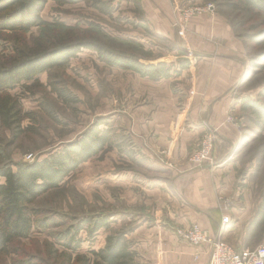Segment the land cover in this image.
<instances>
[{"label": "rangeland", "instance_id": "374dc122", "mask_svg": "<svg viewBox=\"0 0 264 264\" xmlns=\"http://www.w3.org/2000/svg\"><path fill=\"white\" fill-rule=\"evenodd\" d=\"M135 2L136 0H112L114 8L112 18L99 13L85 3L60 7L49 2L42 12L43 19L49 22L59 20L84 29H88L91 23L100 26V28H95L94 32L102 41L107 52L133 61H130V65H123L122 63L125 61L119 57L113 58L114 56L111 57L110 54L101 55L90 50H83L71 60L66 68L53 70L78 98V102L71 106L64 105L51 93L48 86V73L40 75L36 84L27 83L24 88L20 86L11 91L12 95L21 99L27 112H37L38 114L36 121H26L24 124L32 126L35 130L32 134H24L14 139L10 131H0L3 164L8 160L10 163H32L43 160L65 144L80 139L95 123L100 121V118L105 119L108 126L112 128L115 137L112 147H107L100 154L81 165L67 178L60 190L51 191L39 200L36 206L45 210L53 225L42 232L34 231L29 239L20 242L19 245L25 247L29 253L36 252L38 246L43 249L46 242H54L52 235L54 232L65 231L76 221L93 220L100 215H108L115 205H123L121 198L118 197L116 201L113 199L109 201L107 178L110 168L115 167L117 170H123L125 167V169L133 168V166L128 167L127 161H132L134 165L140 164V162H136L137 155L140 153L139 147L135 145L133 135L125 129L124 125V115L128 114L124 112V108L128 105V97L124 96L125 80L131 76H141L138 69L145 71V68L148 73H153L155 77L159 78L158 80L149 78L153 81L177 77L197 61V58L185 48L187 44L182 39V41L179 40L180 38L177 36H181V32H184L185 36L187 24L194 17L201 15L189 18L184 22L182 28L176 26L175 21H172L178 35H174V40L171 41L151 30L145 17L136 13ZM193 2H198L203 6H214V11L207 13H217L226 18L236 38L244 43L247 53L249 78L246 82L243 80L231 89V91H237L239 85L240 88H243L248 83L241 93L242 96L239 95L243 99L241 115L233 114L234 123L244 134L243 141H241L239 149L236 152L232 151V154L235 152L233 155H236L235 159L238 163L235 190L239 202L241 201L238 212L240 210L242 212L247 205L251 217L247 223L239 225V227H234L235 224L226 227L231 231L234 230L230 238L227 239L230 245L239 251L254 249L264 244V132L255 135L252 131L253 126L245 116L249 114V106L252 101L264 104V99L259 96L264 89V70L253 73L252 59L261 49H257L245 36L250 33L252 24L263 20L264 15L241 14L233 11L224 5L228 0H186L185 2L180 0L178 3L172 0V5L183 7ZM40 31V28H34L31 34L37 36ZM2 49L3 45L0 42V50ZM137 62L146 67H141ZM43 100L51 104L57 115V121L47 117L40 109L39 104ZM246 125L248 128L245 127ZM195 148L188 160L194 167L196 166L190 162V157ZM30 156H32L31 160L28 159ZM221 161L214 159L215 164ZM228 204L230 205V202ZM153 209L150 210L153 211ZM235 215H232V218L237 219L238 216ZM147 218L152 221L155 219L152 212L147 214ZM118 221L115 222L112 218L110 229L100 230L95 239H90L87 231L83 230L81 232L83 242L79 253L90 255L93 250L104 247L106 238L111 233L122 229L126 232L133 230V222H128L125 219ZM220 224L222 225V218ZM192 225H175L172 228L178 239L184 243L180 242V245H183L182 248L193 249L196 252L194 259L198 261L200 253H204L203 249L206 246H195L178 236L179 230H184ZM149 226H152L151 222L147 227ZM167 226L169 227V225ZM149 245L153 247V250L147 254L148 257L144 264H164V252L165 246H167L165 240H151ZM60 250L62 251L61 248ZM163 250L164 252H162ZM12 258L9 256L5 260L9 264ZM168 263L171 264L170 256ZM0 264H4V260L1 258ZM175 264H191V262L188 263L187 259L182 262L179 257Z\"/></svg>", "mask_w": 264, "mask_h": 264}, {"label": "crops", "instance_id": "0c3cea01", "mask_svg": "<svg viewBox=\"0 0 264 264\" xmlns=\"http://www.w3.org/2000/svg\"><path fill=\"white\" fill-rule=\"evenodd\" d=\"M141 5L151 30L173 41L177 32L172 25V0H141ZM210 13L191 19L185 36L184 32L176 35L197 58L191 68L161 81L136 75L124 82V96L128 97L124 125L139 147L136 162L140 164L127 161L128 167L133 168H110L107 190L109 201L118 197L123 204L115 205L110 212L113 220L125 219L134 224L127 239L142 264L153 250L151 240L156 239L165 240L167 245L162 251L164 264H169V256L171 264L179 257L182 262L187 259L191 264H209L207 247L195 261L196 252L182 248L180 242L184 243L172 227L197 224L209 235H215L223 215L231 217L234 227L247 223L251 217L247 205L238 212V163L233 154L244 134L229 119L233 114L241 115L240 97L248 83L243 88L239 85L237 91L231 89L249 78L247 53L226 18ZM207 132H216L215 158L222 161L194 167L188 162L189 156ZM149 212L155 217L153 221L147 218ZM150 222L152 226L147 227ZM233 232L227 228L226 241Z\"/></svg>", "mask_w": 264, "mask_h": 264}, {"label": "trees", "instance_id": "16d2710c", "mask_svg": "<svg viewBox=\"0 0 264 264\" xmlns=\"http://www.w3.org/2000/svg\"><path fill=\"white\" fill-rule=\"evenodd\" d=\"M49 2L60 7L85 3L110 18L114 13L112 0H0V42L3 45L0 50V131H10L14 139L35 132L32 126L24 124L36 121L38 113L27 112L21 99L11 91L20 86L24 88L27 83L36 84L40 75L48 73L51 93L64 105H74L78 98L53 70L66 68L83 50L112 54L94 32L100 26L91 23L90 29H84L59 20H44L42 12ZM135 5L136 13L145 17L140 0H136ZM224 5L241 14L264 15V0H228ZM34 28H40L39 35L31 34ZM245 38L261 49L252 59L253 73L263 71L264 18L252 24ZM111 57L123 59V65L133 61L114 54ZM138 72L143 77L159 79L148 73L147 68ZM259 96L264 99V89ZM39 106L47 117L58 120L50 103L43 100ZM245 117L255 135L264 132L263 103L252 101ZM99 120L80 139L32 163L8 160L3 164L0 146V258L4 264H8L5 258L9 256L13 257L9 264H142L127 239L129 232L123 229L108 235L103 248L93 250L90 255L79 253L83 242L81 232L86 230L89 238L95 239L100 230L110 229L111 214L76 221L65 231L54 232V242H46L43 249L38 246L36 252L29 253L19 245L34 231L42 232L53 225L45 210L36 206L39 200L51 191L60 190L81 165L114 145L112 128L104 118Z\"/></svg>", "mask_w": 264, "mask_h": 264}, {"label": "built area", "instance_id": "2783aa9c", "mask_svg": "<svg viewBox=\"0 0 264 264\" xmlns=\"http://www.w3.org/2000/svg\"><path fill=\"white\" fill-rule=\"evenodd\" d=\"M213 11L214 6H203L198 2H193L183 7L178 5L173 7L175 24L181 28L189 18ZM229 119L233 121L232 117ZM217 141L218 136L216 132H207L192 153L190 162L198 167L213 162L217 150ZM31 157L28 159L31 160ZM230 224L231 217L223 216L222 225L217 235H209L199 225L193 224L189 228L179 230L178 236L195 246H206L209 249V264H264V244L254 249H243L239 251L226 241V226Z\"/></svg>", "mask_w": 264, "mask_h": 264}, {"label": "bare ground", "instance_id": "6f19581e", "mask_svg": "<svg viewBox=\"0 0 264 264\" xmlns=\"http://www.w3.org/2000/svg\"><path fill=\"white\" fill-rule=\"evenodd\" d=\"M209 257H210V255H209Z\"/></svg>", "mask_w": 264, "mask_h": 264}]
</instances>
